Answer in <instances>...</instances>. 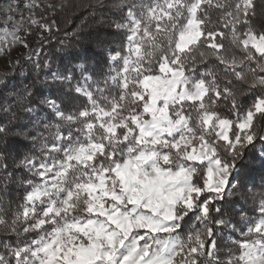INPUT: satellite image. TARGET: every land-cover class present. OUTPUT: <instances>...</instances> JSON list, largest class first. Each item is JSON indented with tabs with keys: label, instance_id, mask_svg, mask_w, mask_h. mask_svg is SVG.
Listing matches in <instances>:
<instances>
[{
	"label": "snow or ice",
	"instance_id": "1",
	"mask_svg": "<svg viewBox=\"0 0 264 264\" xmlns=\"http://www.w3.org/2000/svg\"><path fill=\"white\" fill-rule=\"evenodd\" d=\"M44 6L14 0L6 6L8 20L14 22L21 7L35 14ZM211 6L212 0L133 3L127 23L117 25L129 39L128 55L113 56L122 62L116 94L104 105L92 102L80 111L75 133L47 145L43 161L19 162L36 179L24 182L23 202L10 220L0 214V233L23 236L16 244L0 241V264L213 259V230L181 241L177 222L196 208L209 215L215 200L202 201L205 193L222 198L231 179L245 183L246 176L232 175L236 165L229 160L264 137V30L252 22L258 9L264 10V0L218 3L224 21L219 29V21L213 25L210 19ZM19 19L11 32L5 28L0 35V53H6L5 44L29 47L18 33L53 26L29 17L25 29L23 14ZM209 58L214 63L207 64ZM245 95L251 97L248 105ZM201 166L206 171L197 182L193 169ZM252 233L260 239L240 241L235 259L230 256L224 264H264V224Z\"/></svg>",
	"mask_w": 264,
	"mask_h": 264
},
{
	"label": "trees",
	"instance_id": "2",
	"mask_svg": "<svg viewBox=\"0 0 264 264\" xmlns=\"http://www.w3.org/2000/svg\"><path fill=\"white\" fill-rule=\"evenodd\" d=\"M58 0H50V4ZM3 0H0L2 3ZM137 0H64L58 7L48 10L52 30L46 34L37 57L23 58L20 65L23 70L15 69L0 84V214L9 220L23 202L26 191L25 181L36 177L27 168L20 167L23 159L38 155L39 135L45 130L46 122L53 120L65 125L68 118H75L79 112L88 109L87 96L80 94L78 85L84 76L90 81L93 96L101 105L118 91V81L113 73L110 55L125 54L127 31L117 27L126 22V16ZM228 0H212L209 8L213 25L219 21L218 29L224 27L223 9L218 3L227 4ZM259 3V0H257ZM1 16V9H0ZM257 31L264 30V10L258 9L253 18ZM212 26V25H210ZM45 32V31H44ZM46 33V32H45ZM37 59L39 62H37ZM56 70L59 77L45 79V66ZM214 63L209 58L207 64ZM201 70L205 65L198 66ZM70 76L69 80L66 77ZM7 85V87H5ZM47 100L58 106L61 117L46 108ZM245 105L251 97H242ZM47 120L37 119L34 111L43 110ZM218 111L225 116L231 113L224 107ZM264 127V121H261ZM251 127V125H250ZM240 155L229 163L235 164L233 176H246L245 183L232 179V186L222 198H216L208 216L201 215L197 209L187 212L181 221L178 238L183 241L193 236H205L207 229L213 230L216 249L212 260H203L202 264H224L231 256L235 259L240 240L237 231L246 220L258 215L260 203L264 200V137H257L253 145H244ZM199 178L206 171L203 166L193 169ZM9 179L4 181L3 177ZM206 193L201 200H205ZM217 209L219 211H217ZM234 240L229 241V237ZM12 244L22 242L23 236L0 233V241Z\"/></svg>",
	"mask_w": 264,
	"mask_h": 264
},
{
	"label": "rangeland",
	"instance_id": "3",
	"mask_svg": "<svg viewBox=\"0 0 264 264\" xmlns=\"http://www.w3.org/2000/svg\"><path fill=\"white\" fill-rule=\"evenodd\" d=\"M63 1L64 0H58L53 5H55V7H58ZM10 2L14 3V0H3V2L0 3V9H1L0 35H3L5 28H8L9 32H11L14 29L15 24L21 22L20 19H19L21 14H23V21H24L25 29H27L29 27V25L31 24V20L29 19V17H31L33 19H36L38 22H41V24H43V21H48L51 24L49 15L47 13H48V10L51 11L55 7L54 8L47 7V5L50 4V0H37L38 3H41V4L45 5V6L38 8L36 10L35 14H33L29 10L24 9L23 7H21L19 12L13 13V15L15 17H17V19L14 22H10L8 20V14L6 12V6ZM145 2H151V0H145ZM137 12H139V9H137ZM125 23H127V21ZM51 30H52V27H51L50 30H48V29H45L42 26L38 30L36 28V26H32L31 27V31H22V32L18 33V35H20L22 37V39L24 41H26V43L28 44L29 47H27V48H25L20 43L14 44L12 47H8L7 44H5L6 53H0V84L5 81V78H6V76L8 74H13L15 72V69L19 68L20 70H23V68H21V65H20V63L23 60V58H25V57H27L29 55H31L32 57H37L38 52L40 50V47L44 43V39L46 37V34H48ZM6 39L8 41H11L12 40L11 35L7 36ZM128 39H129V32L127 31L126 49H125V54L124 55H128V50H127ZM141 51L143 52V49ZM113 56L114 55H110V63L113 65V73H114V75L116 77V71L120 68L122 62L120 60H118V59L114 60ZM132 59L133 60L136 59L135 53L132 54ZM45 71H46V75L44 77L45 79H50V78H53V77L54 78L59 77L58 71L51 70L47 66V63H46V66H45ZM69 79H70V76H67L66 80H69ZM89 85H90V81H89V78L87 76H84L83 80L78 85H75L76 90L80 94L87 96V98H88V100L90 102V105H89L88 108L91 107V103L92 102L100 104L99 100H97L93 96ZM45 106H46L47 109H50V111L55 115L56 118L61 117V114L59 112L58 106L55 105L53 103V101L47 100ZM34 116L37 119H42V120H47V117H48V115L45 113L44 109L43 110L34 111ZM66 123L67 124H65V125H61L60 123L55 122V121L50 120V119H49L48 122L45 123L46 124L45 130L42 131L40 133V135H39L38 155L36 157H34L37 161H43L44 160V157L46 155L45 147L47 145H50V144H53V143H57V137L63 136V137L66 138L70 134V132L72 134L75 133V131H76L77 127H78L77 122H74L73 118H72V120L70 122L69 118H68L66 120ZM212 166L213 165L211 163L208 164V167H212ZM232 175H233V173H232ZM232 184L233 183H232V179H231L230 180V185H229L228 189L225 191V193L228 192V190L232 186ZM225 193H223V194H225ZM206 195H207L206 199H216L217 198V197H215V196H213L212 194H209V193H206ZM196 209L201 214L199 208H196ZM260 209H264V200H262L261 203H260V208H259L258 215L256 217H254L252 220H246L244 222L242 228H240L237 231L238 238L240 239L238 241V244L243 239L250 238V237L252 239H255V240H259L260 239L259 236H257L256 234L252 233V230L255 228V226L257 224H264V213H261ZM177 223H178V225L180 227L181 221H178ZM177 238H178V235H177ZM229 241H231V242L234 241L231 238V236L229 237Z\"/></svg>",
	"mask_w": 264,
	"mask_h": 264
}]
</instances>
